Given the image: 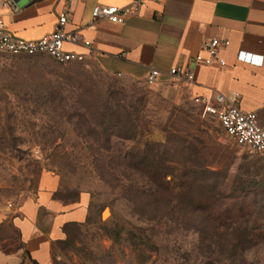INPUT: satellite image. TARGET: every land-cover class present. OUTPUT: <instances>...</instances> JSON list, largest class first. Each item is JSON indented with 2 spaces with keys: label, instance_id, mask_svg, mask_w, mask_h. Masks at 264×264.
<instances>
[{
  "label": "rangeland",
  "instance_id": "374dc122",
  "mask_svg": "<svg viewBox=\"0 0 264 264\" xmlns=\"http://www.w3.org/2000/svg\"><path fill=\"white\" fill-rule=\"evenodd\" d=\"M43 171L91 198L53 264H264V158L203 117L182 83L0 53V207L32 196ZM5 238L1 249L17 247Z\"/></svg>",
  "mask_w": 264,
  "mask_h": 264
},
{
  "label": "crops",
  "instance_id": "0c3cea01",
  "mask_svg": "<svg viewBox=\"0 0 264 264\" xmlns=\"http://www.w3.org/2000/svg\"><path fill=\"white\" fill-rule=\"evenodd\" d=\"M98 5L126 8L133 1L0 0V20L14 36L36 40L52 33L67 10L64 31L78 33L90 46L65 44V49L84 61L139 83L155 69L160 77L154 85L172 80V68L190 71L193 81L182 84L191 99L218 92L231 100L238 94L239 109L264 125V0H148L122 24L93 21L91 11ZM215 38L228 42L219 50L225 65H194L192 58L207 57L204 44ZM238 52L259 56L262 65L237 61ZM90 210L88 193L69 196L57 175L41 172L32 196L16 208L0 207V243L15 237L17 245L11 251L0 248V264H53V246L69 227L84 225Z\"/></svg>",
  "mask_w": 264,
  "mask_h": 264
},
{
  "label": "built area",
  "instance_id": "2783aa9c",
  "mask_svg": "<svg viewBox=\"0 0 264 264\" xmlns=\"http://www.w3.org/2000/svg\"><path fill=\"white\" fill-rule=\"evenodd\" d=\"M68 2V0H64ZM133 6L118 8L115 6H95L91 11L93 21L106 20L110 23L122 24L124 17L133 10L143 6L148 0H132ZM68 23L67 10L60 13L57 18L56 29L45 36L36 40H24L14 36L0 20V53L10 56H46L58 64H67L71 62H83L84 56L67 51L65 44L83 45L89 47V42L83 41L81 36L76 33H67L64 26ZM227 41L218 39L208 40L204 44V51L207 57L200 55L192 58L194 65L210 66L216 61L220 67L225 65L222 58L219 57L220 48L227 47ZM237 61L262 65V58L246 52H238ZM168 76L179 83L192 82L193 74L190 71L172 68ZM160 73L151 69L147 75L145 83L154 85ZM238 94H233L231 100L218 92H213L207 97H195L193 102L201 109L203 117H211L217 121L221 130L231 138L237 146L251 153L264 158V125L257 121L254 113L244 112L237 106Z\"/></svg>",
  "mask_w": 264,
  "mask_h": 264
},
{
  "label": "trees",
  "instance_id": "16d2710c",
  "mask_svg": "<svg viewBox=\"0 0 264 264\" xmlns=\"http://www.w3.org/2000/svg\"><path fill=\"white\" fill-rule=\"evenodd\" d=\"M54 62V61H53ZM56 63V62H55ZM72 63H76V64H79V63H82V62H71V63H67V64H58V63H56V64H58V65H61V66H66V65H68V64H72ZM185 143H186V141H185ZM169 141L167 140V143L164 145V144H162V143H159V144H157V146L155 145H153V146H148V149H151L152 151H154V149H159V148H161V147H164V148H167L169 145ZM162 145H164V146H162ZM172 148L174 149V152H178L179 151V147L178 146H171V148H169V149H171L172 150ZM165 174H168V173H164V175ZM162 178H163V176H162ZM148 181L149 182H151V183H153L152 182V180H150V178H148ZM157 188L160 190L158 193H156V194H169L170 193V191H168V190H170L169 189V186L168 185H157ZM152 191L151 190H146V189H144V191H142V192H138L137 191V193H135V194H138L139 196H141L142 197V201H143V199L144 198H148L147 196H152ZM157 199V198H156ZM158 200L160 201L161 199H157V204H158ZM146 202V201H145ZM143 204V203H142ZM164 205V210L165 209H169V205H171V202H166L165 201V203L163 204ZM172 208V207H171ZM74 226H77V225H74Z\"/></svg>",
  "mask_w": 264,
  "mask_h": 264
},
{
  "label": "bare ground",
  "instance_id": "6f19581e",
  "mask_svg": "<svg viewBox=\"0 0 264 264\" xmlns=\"http://www.w3.org/2000/svg\"><path fill=\"white\" fill-rule=\"evenodd\" d=\"M107 215H108V211H104L102 217L106 218Z\"/></svg>",
  "mask_w": 264,
  "mask_h": 264
},
{
  "label": "water",
  "instance_id": "95a60500",
  "mask_svg": "<svg viewBox=\"0 0 264 264\" xmlns=\"http://www.w3.org/2000/svg\"><path fill=\"white\" fill-rule=\"evenodd\" d=\"M15 1H17V0H15Z\"/></svg>",
  "mask_w": 264,
  "mask_h": 264
}]
</instances>
